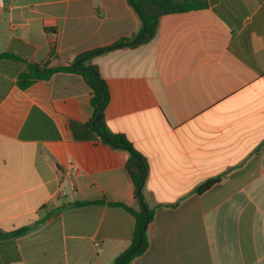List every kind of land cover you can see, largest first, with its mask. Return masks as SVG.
Here are the masks:
<instances>
[{
    "label": "crops",
    "instance_id": "obj_1",
    "mask_svg": "<svg viewBox=\"0 0 264 264\" xmlns=\"http://www.w3.org/2000/svg\"><path fill=\"white\" fill-rule=\"evenodd\" d=\"M0 2L15 57L0 58V264H115L135 233L125 207L143 202L156 212L132 264H264V0H207L85 62L108 87L107 128L148 164L143 201L129 152L89 126L85 78L60 71L136 42L131 1ZM30 65L59 71L22 89Z\"/></svg>",
    "mask_w": 264,
    "mask_h": 264
},
{
    "label": "trees",
    "instance_id": "obj_2",
    "mask_svg": "<svg viewBox=\"0 0 264 264\" xmlns=\"http://www.w3.org/2000/svg\"><path fill=\"white\" fill-rule=\"evenodd\" d=\"M133 7L141 17L143 26L139 35L140 39L134 42L133 39H122L114 46L104 50H97L95 52L86 53L77 60V63L71 67L60 69V71L76 72L81 74L92 91V107L93 117L90 125L97 131L103 142L113 149L126 150L130 154V158L126 164V170L131 177L137 198L140 201L144 200L143 186L149 175V167L145 158L139 154L128 139L122 134H114L109 131L105 124L104 112L110 101V93L105 81L102 79L99 70L95 66L86 67L85 62L99 54L102 51H109L122 47H137L150 43L157 34L159 21L163 16L185 14L191 11L202 10L208 7L207 0H132ZM0 58L15 59L13 55L0 54ZM28 72L19 77V86L24 89L29 87L35 80L48 79L52 74L59 71V69H46L40 66L30 65ZM99 106L101 108H99ZM102 111L103 117L100 122L95 123L98 114ZM217 180H210L202 185L198 191L204 192L213 186ZM142 187L141 191L140 188ZM79 205V204H75ZM125 207V206H123ZM136 220L135 233L129 248L118 258L115 264H132L135 258L142 256L147 248V227L153 220L156 209H150L145 202H143V209L140 212L125 207ZM23 233V232H21Z\"/></svg>",
    "mask_w": 264,
    "mask_h": 264
},
{
    "label": "water",
    "instance_id": "obj_3",
    "mask_svg": "<svg viewBox=\"0 0 264 264\" xmlns=\"http://www.w3.org/2000/svg\"><path fill=\"white\" fill-rule=\"evenodd\" d=\"M130 1H131V3L133 4V1H132V0H130ZM140 37H141V35H139V36L136 38V42L140 39ZM99 108H101V107L99 106ZM102 117H103V114H102V111H100V113L98 114L96 120L94 121V124L100 122L101 119H102ZM141 189H142V187L140 188V191H141Z\"/></svg>",
    "mask_w": 264,
    "mask_h": 264
},
{
    "label": "built area",
    "instance_id": "obj_4",
    "mask_svg": "<svg viewBox=\"0 0 264 264\" xmlns=\"http://www.w3.org/2000/svg\"><path fill=\"white\" fill-rule=\"evenodd\" d=\"M2 3L0 2V9L2 8ZM96 246H98V243H95Z\"/></svg>",
    "mask_w": 264,
    "mask_h": 264
}]
</instances>
